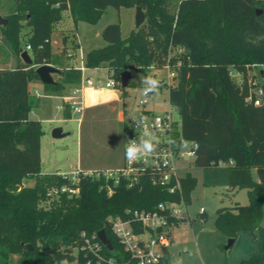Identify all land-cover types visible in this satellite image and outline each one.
<instances>
[{"label":"trees","instance_id":"obj_1","mask_svg":"<svg viewBox=\"0 0 264 264\" xmlns=\"http://www.w3.org/2000/svg\"><path fill=\"white\" fill-rule=\"evenodd\" d=\"M107 6H140L146 20L125 38L119 23L108 24L102 32L107 44L88 52L86 65L107 67L118 88L126 70L161 69L169 61L176 67L169 102L179 113L182 138L198 144L193 164L212 168L235 161L229 165V190H248L247 205L218 209L216 227L228 238L236 239L242 231L252 234L260 250L240 264H264V103L245 101L252 66L264 65V0H0V17L8 19L0 26V42L15 59V66L0 68V264H12L11 255L18 256L17 264H57L64 258L70 264H97L85 238L102 229L114 247H103L105 258L136 264L108 219L125 217L128 210L152 211L159 202L181 198L179 192L154 185L149 172L131 187L124 178L115 183L86 176L73 183L62 171L42 172L43 125L30 117L42 102L30 91V83L40 80L33 65L60 69L53 84L43 85L45 94L68 92L80 82L81 72L52 57L51 37L65 15L75 23L94 22ZM27 45L33 65L21 56ZM178 47L184 51L171 57ZM79 48L72 39V51ZM232 71L240 72L241 82ZM64 115L71 117L68 107ZM26 177L35 183L25 186ZM181 184L188 204L197 178L187 172ZM156 264H173L168 247Z\"/></svg>","mask_w":264,"mask_h":264},{"label":"rangeland","instance_id":"obj_2","mask_svg":"<svg viewBox=\"0 0 264 264\" xmlns=\"http://www.w3.org/2000/svg\"><path fill=\"white\" fill-rule=\"evenodd\" d=\"M111 23L121 25L122 36L128 37L136 29V8L107 6L98 20L91 22L79 20L74 22L70 15H65L63 22L51 37L52 57L64 60V65L71 50L72 39L80 44L77 50L78 61L81 55L85 58L93 49L105 46L107 43L102 35L103 29ZM68 34L64 41L63 36ZM65 45L69 48L65 50ZM29 54L34 58L32 50ZM9 47L0 42V68L15 66V59L11 56ZM92 76L102 85L112 73L107 67L90 70ZM129 85L125 88V95L119 98L115 88H103V100L89 105L83 114V122L75 120L79 114H71L66 118L63 111L56 107L63 102L59 96L43 98V104L33 109L32 119L42 122L41 136L42 172L53 173L57 170L70 172L79 165L84 170H105L122 168L125 161L126 133L125 122L141 111L166 114L173 111L176 120V133L180 134L181 122L179 113L169 102L168 70L166 68H138L131 70ZM151 75L160 81L157 93L151 94L150 103L140 105L142 97V80ZM58 79V74L53 73ZM43 83L34 80L30 83V91L35 94L38 89L44 96ZM121 87L118 89L120 90ZM129 117L123 118L122 113ZM62 127L65 133L62 138H54L52 130ZM190 144L183 146L187 151ZM189 171L197 178V186L192 191L191 200L187 204L188 219L179 223L173 229L172 241L169 244L170 262L177 264H240L259 252L256 238L248 232H240L231 248L226 249L229 238L220 231L215 224L217 211L222 207L245 206L249 203L248 190L245 188L235 191L229 190V163H222L218 167H196L192 160ZM25 186L35 183L34 177H26ZM264 213V207H263ZM264 225V217H263ZM12 264L18 263V256L11 255ZM1 260V257H0Z\"/></svg>","mask_w":264,"mask_h":264},{"label":"built area","instance_id":"obj_3","mask_svg":"<svg viewBox=\"0 0 264 264\" xmlns=\"http://www.w3.org/2000/svg\"><path fill=\"white\" fill-rule=\"evenodd\" d=\"M57 27H60V24ZM26 50L29 52L32 47L27 45ZM183 51V48H175L170 56H175ZM67 59L70 61L68 67H73L81 72V79L78 84L61 96L63 103L58 104L56 107L60 110H65L68 107L71 114H79V117L75 120L80 124L83 121L86 108V91L88 89L101 91L103 88H115L116 90L119 88L113 75L107 78L104 85L97 81L96 77L89 72L101 68H89L82 55L79 62L77 51H72V49L68 51ZM177 65L180 66L181 62L178 61ZM33 66L37 68L40 65ZM164 68L168 70L169 78L165 84L168 87L174 86L178 75L176 67L169 61ZM251 73L252 76L249 78L250 93L245 101L248 104L261 106L264 103V65H253ZM230 74L238 82H241L240 72L232 71ZM35 94L41 96L38 89L35 90ZM141 95L140 105L146 106L150 103L151 94L147 97ZM146 129L156 136L157 147L153 153L141 156L135 161L128 160L125 156L124 165L119 169L84 170L78 166L71 172H62L63 176L68 177L73 183H78L82 177L86 176L104 177L107 180H114L115 183L124 178L127 180L129 187L138 183L145 172H149L154 185L165 186L170 193H180L181 198L179 201L159 202L152 211L128 210L125 217L119 216L108 219L113 233L136 264L158 263L164 257L165 248L172 241L176 221L184 218L188 219L187 204L182 195L181 179L185 177L187 172H190L188 162L194 161L198 149L196 142H187L181 135H177L176 120L172 110L166 114L144 110L129 118L126 121L125 129L126 147L130 139L142 136ZM186 144H190V148L184 151L183 146ZM222 163L224 162L220 161V165ZM229 164H233V161L230 160ZM103 247L104 244L100 241L98 235L85 238V248L92 253L97 264H102L104 261L115 264L114 258H105Z\"/></svg>","mask_w":264,"mask_h":264},{"label":"water","instance_id":"obj_4","mask_svg":"<svg viewBox=\"0 0 264 264\" xmlns=\"http://www.w3.org/2000/svg\"><path fill=\"white\" fill-rule=\"evenodd\" d=\"M146 20V15L144 10L140 7H136V27H140ZM8 23V19L0 17V26L6 25ZM22 59L26 64L33 65V58L29 54L27 50L22 52ZM59 68L52 64H43L36 68V72L43 84H53L55 82L52 74L59 73ZM131 71L126 70L121 73L120 83L121 89L117 91L119 98L123 95V90L129 85V81L131 79ZM69 133H65L62 127H56L52 130V136L54 138H62L67 136ZM98 238L100 241L106 246L109 250L113 251L114 247L111 244L110 240L107 237L106 231L104 229L98 232ZM235 243V238H229L228 244L226 245V249L231 248ZM30 249H32L31 245H28Z\"/></svg>","mask_w":264,"mask_h":264},{"label":"clouds","instance_id":"obj_5","mask_svg":"<svg viewBox=\"0 0 264 264\" xmlns=\"http://www.w3.org/2000/svg\"><path fill=\"white\" fill-rule=\"evenodd\" d=\"M142 94L147 97L150 94H155L160 88V81L151 75L145 76L142 80ZM156 136L149 130H145L143 135L137 138L130 139L125 149V156L128 160L135 161L141 156H146L156 150ZM235 163V161H233ZM57 264H70L67 258L57 261ZM177 264H180L178 261Z\"/></svg>","mask_w":264,"mask_h":264},{"label":"crops","instance_id":"obj_6","mask_svg":"<svg viewBox=\"0 0 264 264\" xmlns=\"http://www.w3.org/2000/svg\"><path fill=\"white\" fill-rule=\"evenodd\" d=\"M73 86H70V87H68V90H70L71 88H72ZM117 91L118 90H116V93H117ZM36 95V94H35ZM52 96H58V95H52V94H44V96L42 97V94H41V96H39L40 98H42V102H41V104H40V106L44 103L43 102V98H49V97H52ZM59 97H61V96H59ZM99 100H103V90H101V91H94V90H92V89H88L87 91H86V108L89 106V105H91L92 103H97ZM63 103V102H62ZM58 105V104H57ZM56 105V106H57ZM86 108H85V110H86ZM66 110V109H65ZM65 110H62L63 111V113H64V111ZM128 113H126V112H124V113H122L120 116L122 117V119L123 118H128L129 117V115H127ZM130 118V117H129ZM83 122V121H82ZM125 124H126V122H125ZM125 129H126V125H125ZM79 166V165H78ZM77 166V167H78ZM82 168V167H81ZM83 169V168H82ZM57 171H60V170H57ZM56 171V172H57ZM73 171V170H72ZM71 172V171H70ZM168 250H169V256H170V249H169V246H168Z\"/></svg>","mask_w":264,"mask_h":264}]
</instances>
